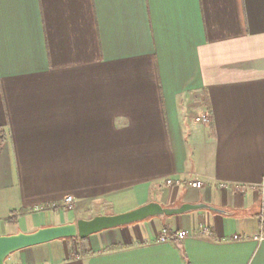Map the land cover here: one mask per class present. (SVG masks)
I'll list each match as a JSON object with an SVG mask.
<instances>
[{"label":"crops","instance_id":"1","mask_svg":"<svg viewBox=\"0 0 264 264\" xmlns=\"http://www.w3.org/2000/svg\"><path fill=\"white\" fill-rule=\"evenodd\" d=\"M0 130V237L149 203L220 211L8 264H264V0H0Z\"/></svg>","mask_w":264,"mask_h":264},{"label":"water","instance_id":"2","mask_svg":"<svg viewBox=\"0 0 264 264\" xmlns=\"http://www.w3.org/2000/svg\"><path fill=\"white\" fill-rule=\"evenodd\" d=\"M202 210L220 213V211L204 204H183L177 208H163L157 203H149L123 214L96 216L90 220H78L75 223L41 228L29 234L19 232L15 235L1 236L0 264H6L10 256L25 249L60 240H84L106 230L133 225L151 218L179 216ZM262 214L264 216V195L262 199Z\"/></svg>","mask_w":264,"mask_h":264},{"label":"built area","instance_id":"3","mask_svg":"<svg viewBox=\"0 0 264 264\" xmlns=\"http://www.w3.org/2000/svg\"><path fill=\"white\" fill-rule=\"evenodd\" d=\"M194 122L195 123H199V124H209L210 122V117L207 113H204V114H201L199 116H197L196 118H194ZM167 184L170 185L171 184V180H167ZM191 187L192 188H195V189H199L201 188V183L199 181H194V182H191ZM220 187L222 189H225L226 186L225 184H221ZM62 209L63 210H66V211H70L73 209V199L72 197L68 196L64 199L63 201V204H62ZM57 209V206L55 205H51V206H41V207H38V208H35V211L36 212H42V211H46V210H55ZM204 232H207L208 230L206 228L203 229ZM188 232H182V233H178L176 234V240H183L185 238L188 237ZM263 235L260 234V236L257 238L258 240H262L263 239ZM170 238L167 236L166 232L163 231L159 238H158V241L159 242H167L169 241ZM8 261V260H7ZM6 261V264H8V262Z\"/></svg>","mask_w":264,"mask_h":264},{"label":"trees","instance_id":"4","mask_svg":"<svg viewBox=\"0 0 264 264\" xmlns=\"http://www.w3.org/2000/svg\"><path fill=\"white\" fill-rule=\"evenodd\" d=\"M1 134H2V132L0 130V143H2V141H3V137L1 136ZM69 240H71V239H69Z\"/></svg>","mask_w":264,"mask_h":264}]
</instances>
